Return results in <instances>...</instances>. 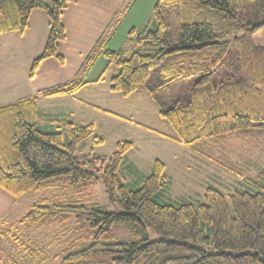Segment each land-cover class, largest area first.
<instances>
[{
    "label": "trees",
    "instance_id": "obj_1",
    "mask_svg": "<svg viewBox=\"0 0 264 264\" xmlns=\"http://www.w3.org/2000/svg\"><path fill=\"white\" fill-rule=\"evenodd\" d=\"M66 6L67 0H0V34L23 33L34 9L49 17L30 76L47 57L64 61L58 43L66 38ZM127 43L129 52L125 46L103 52L118 67L111 90L127 96L145 89L174 140L239 173L228 137L248 143L252 129L264 131V0H158L144 26L128 32ZM0 133V188L17 198L56 191L4 227L17 256L0 264H45V248L21 231L46 226L66 236L67 246L55 257L59 264H264V167L248 190L225 195L209 186L202 203H173L164 199L166 165L160 159L137 188L119 178L130 140L119 141L109 155L81 160L82 141L91 137L92 148L105 141L92 123L69 124L66 135L45 131L18 107L0 118ZM101 173L109 175V199L124 210L107 211L87 200L85 186ZM118 224L130 241L118 238ZM150 231L158 237L151 239Z\"/></svg>",
    "mask_w": 264,
    "mask_h": 264
},
{
    "label": "crops",
    "instance_id": "obj_2",
    "mask_svg": "<svg viewBox=\"0 0 264 264\" xmlns=\"http://www.w3.org/2000/svg\"><path fill=\"white\" fill-rule=\"evenodd\" d=\"M157 1L67 0V6L62 13L66 38L58 43V51L64 56V61L61 62L54 56L47 57L39 63L33 76L29 75L30 66L41 54L49 33L47 13L41 9H34L30 15L29 27L23 33L17 31L1 33L0 56L7 55L4 59L14 62V65L17 64L18 59H23L28 64L29 70L25 84L27 92L19 99L0 104V108H4L0 109V118L8 114L11 116L14 109L21 107L26 121L34 122L45 131H60L65 135L69 124L79 126L92 123L96 130L97 123L94 118H104V124L115 131L129 128L142 136L157 133L160 135L159 139L169 141L166 143L174 151L177 149L185 152V149L189 148L193 155L191 157L198 156L200 158L198 162L204 167L211 168L207 162L210 161L224 171L226 168L223 165L200 154L192 147L174 140L171 133L166 134L153 126L135 122L128 117V113H124L128 107L126 103L136 99L138 108L144 110L149 108L151 112L159 114L157 104L146 90L140 88L126 96L110 88V79L117 72L118 67L116 63L110 62L103 52L118 51L124 46L125 51L129 52L131 46L127 43L128 32L132 28L144 26ZM11 48L17 52L10 53ZM92 59L94 61L86 71ZM15 76L14 69L13 77ZM75 86L76 89L70 91ZM151 99L155 104H152ZM115 116L118 118H114ZM101 128L103 129L102 126ZM97 134L105 138L103 131ZM115 134L122 136L120 133ZM124 138L134 143L128 135L120 137L121 140ZM193 151L196 154H193ZM262 167L255 171H246V168L239 166L240 169L237 167L239 173L226 170L251 185L252 178ZM220 174L222 175L223 172ZM214 178L219 180L215 175ZM182 185H186L184 181ZM209 186L213 185L209 183L205 189ZM16 202L17 197L0 188V219H3V226L0 227V260L2 261L16 254L14 242L2 232L4 227L18 220L15 219Z\"/></svg>",
    "mask_w": 264,
    "mask_h": 264
},
{
    "label": "rangeland",
    "instance_id": "obj_3",
    "mask_svg": "<svg viewBox=\"0 0 264 264\" xmlns=\"http://www.w3.org/2000/svg\"><path fill=\"white\" fill-rule=\"evenodd\" d=\"M13 48L10 49V53L17 52L13 51ZM6 56L7 55L5 54L0 56L1 105L8 101L19 99L27 92L25 84L27 72L29 70L28 64L23 59H18L17 64L14 65V62L4 59ZM14 69L16 80L13 77ZM12 78L14 79L12 80ZM135 101L136 99H131L126 103V106L128 104V107H126L124 113H128V117L132 118L135 122H141L153 126L156 129L163 131V133L176 135L166 119L162 118L156 112H151L149 108L145 110L141 107L138 108V103ZM151 102L152 104H155L153 100ZM114 118L118 117L115 116ZM160 118H162V120H160ZM94 119L97 123L95 133L97 134V132L101 133V131H103L105 134V141L92 148V138L89 137L85 139L78 145L77 156L83 160L93 155H109L116 149V145L119 141L127 140V138L121 140L120 137H126V135H128L134 143L126 153L125 161L118 171V176L131 188H137L142 185L143 179L151 173L156 158L162 159L166 165V184L163 193L165 201L168 202L175 203L174 201H191L202 203L205 201L203 198L205 187L209 183L220 189L225 195H229V193L235 190H248V188H251V185L236 176L233 170L230 171L234 173H230L226 170L228 168L225 167L226 169L221 171L219 169L220 167L210 161L207 162L210 164L209 166L211 168H208V166L204 167L198 162V159H200L198 156L194 158L191 157L193 155L190 153L191 150L189 148L185 149V152L177 149L174 151V149L166 143L169 141L159 139L160 135L157 133L142 136L129 128L118 129L115 131L113 128H109L107 124H104V118ZM115 133H120L122 136ZM248 134V139H251L248 143L235 141L233 138L228 137V142L232 151L231 159L234 164L237 165L238 169H240V166L246 168V171H255L264 166V131L252 129ZM193 154L196 153L194 152ZM216 154L217 156H222L223 151L219 150ZM131 168H133V171H131ZM216 170L218 173H216ZM220 172H223V174L221 175ZM214 175L219 177V180H216ZM108 180L109 175L101 173L98 179L89 182L84 190L87 200L99 205L107 211L124 210L122 206L111 202L109 199L106 187V182ZM183 181L186 185H182ZM55 193L56 191L51 188L40 189L38 191L28 192L17 198L15 219L22 218L40 198L50 197ZM74 224L75 226H78L77 223ZM114 231L121 241H130V234L123 225H114ZM21 233L27 234L31 240L45 248L50 256V259L45 264L60 263V259L55 257L67 246L65 243L66 236L64 237L56 228L53 226L41 228L23 227ZM150 237L151 239H155L158 235L155 232L150 231ZM198 245L201 246V244ZM15 256H17V253Z\"/></svg>",
    "mask_w": 264,
    "mask_h": 264
}]
</instances>
